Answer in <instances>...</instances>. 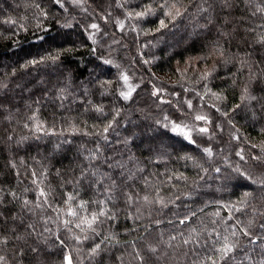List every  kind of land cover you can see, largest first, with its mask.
<instances>
[{
	"label": "trees",
	"instance_id": "16d2710c",
	"mask_svg": "<svg viewBox=\"0 0 264 264\" xmlns=\"http://www.w3.org/2000/svg\"><path fill=\"white\" fill-rule=\"evenodd\" d=\"M63 2L64 8H60L52 0H0V85H7L0 87V98L9 101L0 109V186L5 192L11 189L21 200L29 201L35 200L42 188L50 193L48 199L55 207L66 211L67 195L75 194L78 188L74 177L78 165L85 162L82 154L94 150L97 142L110 153L115 148H124L117 141L132 139L128 149L139 163H129L132 175L127 185L131 188L126 186V190L141 197L149 194L150 199H162L166 206L158 203L130 206L123 198L108 201L106 207L116 219L105 220L99 229L102 236L113 237L102 245L108 249L103 253V264H140L134 259L133 243L135 250L150 255L146 253L147 244L156 243L161 236L168 241L172 235L177 237L171 241L176 247L159 245L170 255L153 259L149 264H192L191 253L184 255L189 246H182L184 236L192 229L222 231L226 227L222 219L230 214L229 206L241 207L239 201L246 191H252V196L243 206L245 211L235 212L228 223L233 224L239 218L243 226L251 218L254 207L264 209V189L234 171L238 167L254 179H264V164L251 159L253 155L264 156L260 151L264 147V106L257 101L242 100L243 89L250 79L249 70L257 77L251 84L252 92L258 98L264 97V78L260 75L264 72V54L259 60L255 55H245L254 46V37L264 34V28H257L256 33L243 30L264 23V16L250 15L254 3L250 6L240 3L234 15L239 31L225 37L215 30L198 27L202 23L197 15L200 0L191 3L183 0L188 13L174 20L161 15L158 5L162 0H128L127 3L86 0L81 6H75L72 0ZM116 3L124 7H117ZM149 3L156 11L155 16L145 20L127 18L128 11H140ZM36 4L41 7L36 8ZM42 10L47 12V18L41 15ZM109 11L112 15L105 22L102 17ZM158 19H164L168 28L155 32ZM12 20L16 23L4 22ZM117 20L124 21L123 31ZM91 23L99 24L101 29L95 34V43L88 38L93 31L89 27ZM193 28H196L195 36L191 37ZM57 52L60 60L55 65L48 61L35 66L29 63ZM105 60L111 63L105 64ZM206 72L210 75L204 80ZM61 73L71 81L68 99L60 106L61 102L52 96L53 103L44 104L46 94L39 81L52 85L66 83ZM122 74L129 77L132 86L139 85L127 101L120 96L121 91L128 90ZM17 83L35 86L29 92H21L16 88ZM157 91L159 96H154ZM212 92L221 99L217 100ZM97 107H102L103 113L96 112ZM224 112L227 115L221 114ZM33 115L44 125L41 132L56 134L37 133L34 130L37 121L30 119ZM197 115L207 116L211 123L197 121ZM108 123L112 128L106 135L112 146H106L102 139ZM173 123L187 125L196 143L189 144L174 134ZM201 126L209 132L198 133ZM65 140L71 141L61 145L65 152L57 151L49 156L51 148ZM205 147L212 150L211 157L205 155ZM241 150L244 160L236 155ZM77 151L80 155L74 158ZM33 172L37 173L39 188L31 182ZM41 173H46V177ZM97 198L105 197L80 189L71 204L79 212L77 204L81 199ZM45 208L39 215L51 217L47 225L51 232L41 237L47 258L38 260L30 255L26 264H60L57 237L65 240L74 264H98L87 253L89 246L102 237L76 244L72 237L82 234L75 228L65 231L61 222L73 218L61 214L57 220L58 213L47 205ZM90 208L95 210L97 205ZM185 216L190 218L189 222L179 224V219ZM32 220L38 228L43 227L38 217ZM213 220L217 223L212 224ZM13 247L10 244L3 254L11 257Z\"/></svg>",
	"mask_w": 264,
	"mask_h": 264
},
{
	"label": "snow or ice",
	"instance_id": "6c2138e0",
	"mask_svg": "<svg viewBox=\"0 0 264 264\" xmlns=\"http://www.w3.org/2000/svg\"><path fill=\"white\" fill-rule=\"evenodd\" d=\"M53 4L58 5L60 8H64L63 0H52ZM75 6H81L86 0H72ZM115 2V0H114ZM128 0H125L127 3ZM192 0H189L191 3ZM244 3L245 5L255 4L254 8L250 9L251 16H264V0H259L257 3L256 0H200L197 5V15L201 17L202 23L198 27L211 31L215 30L220 35L228 37L238 33V29L234 22V15L239 10V4ZM117 7L123 8L124 4L116 3ZM162 10L161 15L168 17L172 20L184 16L188 13V8L184 7L183 0H162L158 5ZM36 8H40L39 4L35 5ZM66 10V9H65ZM41 15L47 18V12L45 10L41 11ZM112 13L109 11L107 16L102 17L105 22L107 18L111 16ZM156 11L152 7V4L149 3L140 11H128V19H137L145 20L149 16H155ZM5 23L15 24L16 21H4ZM121 31L124 29V21L117 20ZM70 26V25H67ZM90 29L93 30L89 34V39L93 40L95 43V34L100 32V25L97 23H91ZM168 28V24L164 19H158V26L155 27V32H161L164 29ZM257 28H264V23H258L255 28L249 26L246 29H243L246 32L256 33ZM46 30V29H45ZM147 34V33H146ZM154 34V33H153ZM43 39V37H40ZM254 45L251 50L246 51L245 55L252 57L255 55L257 59H261V55L264 54V34H257L252 40ZM64 51L71 52V49H64ZM94 51V49H93ZM217 51H219V46L217 45ZM60 60V53L57 52L56 55L49 54L46 57L40 59H32L29 63L33 66L37 64H44L46 61L51 62L53 65ZM146 64L148 61H144ZM105 64H110L111 61L105 60ZM247 63V61H245ZM15 75V73H13ZM210 73H205L202 79L207 80ZM261 78H264V72L261 74ZM63 79L66 83L52 85L46 81H39V85L43 87L45 94L51 93L55 100L61 102L60 106H63V102L68 99L69 89L68 83H70L69 76L61 73ZM249 83H247L243 89L242 100L245 101H257L264 106V97L258 98L251 90V84L254 83L257 79L256 75L249 70ZM122 80L127 86V91H121L120 96L123 100H130L133 93L136 91V88L139 85L132 86L129 83V77L126 74H122ZM105 83H108L105 81ZM35 85L31 84H21L17 83L16 88L20 89L21 92H29ZM2 88H7V85H0ZM55 89L53 92L52 90ZM211 92L210 89H208ZM199 95V93H197ZM212 96L216 97L217 100L221 99L220 95L212 92ZM154 96H159V92H154ZM6 96V94H5ZM9 101L0 98V109L5 107V104ZM39 103V100L36 101ZM161 103H167V101H160ZM89 103H91L89 101ZM188 108H192V102L189 100L187 102ZM239 107V105H237ZM98 113H103L102 107H97L95 109ZM216 111H220L219 108ZM222 115H227L226 112L221 113ZM30 119L37 121L35 126V131L41 135H55L56 133L41 132L44 125L42 122H39L35 115L31 116ZM167 119V117H165ZM197 121H203L205 123H211L209 118L205 115H197L195 117ZM25 127H28L25 124ZM167 127V126H166ZM109 128H112V124L108 123L107 126L103 129L104 135L102 139L105 141L106 146H112L111 142L108 141L107 133ZM171 131L180 135L186 140L189 144H195L196 141L192 138V130L187 128V125L173 123L171 126ZM209 129L207 127L201 126L198 128V133L207 134ZM87 135V133H84ZM99 135V133H97ZM37 139L40 138L38 135ZM9 140L12 139L11 136L8 137ZM239 140L240 137H235ZM71 143V141H62L55 145V150L63 151L61 148L62 144ZM116 143H123L124 148H115L112 152H106L99 144L96 143L94 150H88L86 153L82 154L83 160L85 161L82 164L78 165L79 171L74 177V182L78 186L77 191L73 195H67L64 203L68 205L67 210L63 211L61 208L55 207L48 199L50 193L46 192L44 189H40L38 197L29 201L28 199L21 200L20 196L11 189L5 192L3 186H0V264H26L28 256H33L36 259L47 258L46 249L41 247V244L44 242L41 240L44 233L51 232V229L47 226L51 217L44 218L39 214L47 209V205L51 211L57 212V220H60V215H66L72 217L73 219H63L61 222L65 226V231H72L73 228L78 229L81 235H74L72 239L76 244H83L85 241L94 239L96 236H101L102 238L99 241L92 243L88 249V257L92 261H98V264H103V253L108 249L107 247H102L106 243L113 239V237L102 236L100 226H102L105 220H115L116 217L109 211L106 207L108 201H115L118 198H123L124 202L128 205H137L141 203L150 205L153 203H158L161 207L166 206L162 199H150L149 194H145L142 197L139 193H130L126 190L131 188V185H127V181L132 175L131 170L129 169V163L133 165H138V160L135 155L131 153L128 149V145L133 143L132 139L125 138L123 141H117ZM256 147V145H253ZM125 151H128V155L125 157ZM205 155L208 157L212 156V150L205 147L203 149ZM243 150L238 151L236 155L240 157L241 160H244L245 157L241 154ZM261 152H264V147L260 149ZM252 160H255L258 164H264V156L253 155ZM15 168V165H12ZM127 170V174L126 173ZM137 170L139 167H137ZM75 171V170H74ZM217 172L220 171L219 168L216 169ZM241 177L246 180H251L253 184L258 185L261 189H264V179H254L250 174L241 171L238 167L234 169ZM57 174H59L57 172ZM16 175H19L18 173ZM32 183H37V173L33 172L32 174ZM42 176L46 177V173H41ZM84 189L88 192H95L101 196H104V199H94V200H85L77 204L79 212L72 207L71 202L76 200V196L79 195V190ZM28 189H25L27 191ZM252 196V191H246L244 193V198L239 201L241 207L235 205H230V214L222 219V223L226 225L222 231L217 229H212L208 231L207 229L198 230L192 229L187 236H184L182 240V246H189L184 252L185 256H188L191 253L194 259L192 264H264V209L262 208H253L251 213V218L247 223L241 226L239 218H236L233 224H229L228 221L233 220V215L235 212L245 211L244 205L248 204V198ZM10 197V199H9ZM17 202L19 211L17 210ZM96 204L97 208L92 210L90 205ZM195 215V212L192 213ZM219 216V213L216 214ZM38 217L39 222L43 227L38 228L37 223L32 220L33 217ZM189 217L185 216L184 218L179 219L178 223L183 225L189 222ZM212 224H216L217 221L213 220ZM91 233L92 236L88 234ZM183 236V233H181ZM45 240L47 237L44 238ZM60 247V252L57 254L60 264H74V258L71 254V251L68 250L65 240L60 237L56 238ZM177 237L172 235L169 237L168 241H164L161 236L159 241L156 243H149L146 245V253L150 255L142 254L140 251L135 250L136 246L133 243L132 247L135 251L134 259L140 262V264H149L151 260H161L162 258L169 256L170 254L164 249L160 248V244L166 243L168 247H176L171 241H176ZM16 242H19L18 244ZM12 244L14 245L12 255L9 257L6 254H3L7 247ZM115 246V245H113Z\"/></svg>",
	"mask_w": 264,
	"mask_h": 264
},
{
	"label": "rangeland",
	"instance_id": "374dc122",
	"mask_svg": "<svg viewBox=\"0 0 264 264\" xmlns=\"http://www.w3.org/2000/svg\"><path fill=\"white\" fill-rule=\"evenodd\" d=\"M192 32L194 33L191 37L195 36V30L196 28H193L191 29ZM53 91V90H52ZM44 104H52L53 103V98H52V94L49 93L48 95H45L44 98H43V101H42ZM63 149V151H60V152H65V148L64 147H61ZM165 149H161L160 151H164ZM57 153V150H55V147H52L51 148V152L49 153V156H52L54 154ZM78 155H80V152L77 151V152H74V158L77 157Z\"/></svg>",
	"mask_w": 264,
	"mask_h": 264
}]
</instances>
